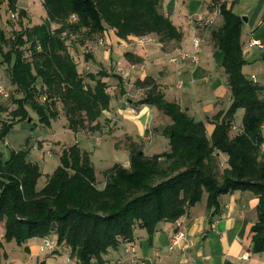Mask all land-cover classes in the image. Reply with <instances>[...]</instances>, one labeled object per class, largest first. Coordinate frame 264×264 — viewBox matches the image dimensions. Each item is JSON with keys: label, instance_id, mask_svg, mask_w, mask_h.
<instances>
[{"label": "trees", "instance_id": "16d2710c", "mask_svg": "<svg viewBox=\"0 0 264 264\" xmlns=\"http://www.w3.org/2000/svg\"><path fill=\"white\" fill-rule=\"evenodd\" d=\"M5 1L0 0V6ZM161 2L43 0L47 18L42 24H24L7 38L0 23V69L8 67L11 83L21 94L15 100L12 120L0 126V141L16 122L29 121V108L45 127L62 111L73 133L100 131L99 119L112 100L104 79L115 78L124 93L122 78L104 69L84 74L69 41L78 38L83 46L114 29L122 39L156 35L162 43L179 42L183 34L160 12ZM7 3L9 11L23 21L26 11L17 8L16 0ZM220 9L223 24L212 38L224 53L222 67L233 104L224 119L215 122L212 136H207L204 122L195 121L179 104L167 101L148 78L137 83L148 89L135 104L154 106L171 120L160 129L169 140V150L149 155L137 143H130V168L114 164L107 169L104 188L98 187L90 154L78 144L62 151L60 165L40 191L42 172L27 160V150L13 151L8 160L0 152V222L6 223V241L22 246L33 238L55 236L51 239L57 241V247L70 248L79 264H106L105 255L134 240L136 229H145L151 238L158 223L176 222L205 194L208 209L217 211L220 196L248 191L259 199L258 221L252 227L253 251L264 252V101L259 86L242 71L246 64L243 20L224 3ZM85 57L89 58L88 53ZM239 109L245 110L242 132L232 136ZM221 153L228 157L223 170Z\"/></svg>", "mask_w": 264, "mask_h": 264}, {"label": "crops", "instance_id": "0c3cea01", "mask_svg": "<svg viewBox=\"0 0 264 264\" xmlns=\"http://www.w3.org/2000/svg\"><path fill=\"white\" fill-rule=\"evenodd\" d=\"M220 3L235 15L247 18L243 21L241 37L246 60L242 71L259 86V95L264 101V0H162L160 12L183 34L181 41L162 43L156 35L122 39L114 29H107L95 41L85 44L90 49L92 69L88 68L89 71L104 69L111 75L117 74L122 78L125 90L121 92L115 78L104 79L108 84L110 80L115 81L116 95L112 96L110 109L99 119L101 130L91 132L102 133L103 142L92 145L93 137L85 131L73 133L67 128V121L63 124L62 134L53 129L54 122L48 128L52 129L53 138L60 135L67 138L72 133L73 137H69L73 144L87 151L96 174L102 173L100 181L97 175L101 189L105 186L107 169L114 164L130 168V143H137L149 155L169 150V140L160 132L159 124L161 116H167L154 106H136L148 89L137 83L148 78L154 80L167 101L179 104L189 117L205 123L209 138L216 127L215 122L224 119L233 104V96L222 67L224 53L212 38L213 32L222 26L223 17L213 27L204 26ZM5 5H8L7 0L0 6V12ZM16 6L26 11L23 21L28 22L27 26L42 24L47 18L43 0H16ZM144 38L152 40L145 45L139 44ZM101 40L103 46L97 42ZM179 51L197 52L198 61H174ZM129 94L136 99H129ZM244 113V109L237 110L232 122V136L242 132ZM150 127L153 128L151 131ZM262 132L264 135V124ZM149 133H152L151 137ZM262 150L264 153V145ZM49 176L47 174L42 183V172L38 191L43 189ZM219 201L217 211L208 209L205 194L201 202L176 222L158 223L151 238L145 229H136L134 240L122 243L105 255L106 264H264V252H254L252 242V227L258 221V197L252 192L235 191L220 196ZM5 235L6 223L1 221L0 264H79L65 245L55 251L41 252V238L30 239L19 246L15 241H6ZM176 236L179 243L174 245ZM51 238L56 239L55 236Z\"/></svg>", "mask_w": 264, "mask_h": 264}, {"label": "rangeland", "instance_id": "374dc122", "mask_svg": "<svg viewBox=\"0 0 264 264\" xmlns=\"http://www.w3.org/2000/svg\"><path fill=\"white\" fill-rule=\"evenodd\" d=\"M0 9L2 10V7H0ZM37 14H39V12ZM0 23L4 28L7 38L13 37L15 32L20 31L22 27L28 25V22L22 21L17 14H14V16H12V13L8 9V5H5L3 11L0 12ZM23 23H25V25ZM69 46L71 50L75 53L76 60L78 61L80 66V70L84 74H86L89 71L88 68L92 67L90 62V57L89 58L85 57L88 51L90 50L89 47L85 45L80 46L78 38L77 40L74 41L70 40ZM5 50L6 51L8 50L6 46H5ZM114 85H115V81L110 80L109 91L113 97L116 95V89ZM0 86L5 88L6 91L9 93V98L3 99L2 97H0V109H2V111L0 112V126H1L4 122H10L12 120L11 112L17 108V104L15 103V100L21 97V94H19L15 90V87L11 83L9 77V69L6 65L0 69ZM128 97L129 99H136L130 94L128 95ZM59 107L61 108V106ZM29 112L31 116L30 118L31 121L16 122L14 124L13 129L7 135V137L3 141H0V152L3 155L2 157L3 160H8L10 159L11 153L13 151H19L20 149L27 150L28 151L26 157L27 160L34 164H37L40 167L41 172H44V177L41 180V182L43 183L46 178V175L47 174L52 175L59 166L62 151L64 150V147L67 148L73 144L72 142L73 140L70 139L69 137V136L71 137L73 136L72 133H69V136L67 138L63 135H60V137L58 138L57 137L53 138L51 136L52 129L51 130L49 129L51 126L49 128L42 126L39 122L38 116L35 114L34 111H32L31 108H29ZM65 121L66 120L64 117V113L61 111L60 116L57 119L52 120V122H54L53 129L57 133L62 134V132L65 130L63 125ZM170 121L171 120L168 117L164 118L163 116H161V120H159V124L161 128H163L169 125L171 123ZM148 129L151 131L153 128L150 127ZM91 132L92 131L85 130L86 135L93 137L91 138L92 145L96 146L101 144L103 142L104 135L102 133L95 134ZM148 136L151 137L152 133H149ZM44 156L47 158L43 159ZM226 158H227L226 154L219 155L221 170H223L227 166ZM97 175L100 181L102 179V173L98 171ZM100 184L101 183L98 184L99 188H100Z\"/></svg>", "mask_w": 264, "mask_h": 264}, {"label": "built area", "instance_id": "2783aa9c", "mask_svg": "<svg viewBox=\"0 0 264 264\" xmlns=\"http://www.w3.org/2000/svg\"><path fill=\"white\" fill-rule=\"evenodd\" d=\"M12 16H14L12 14ZM221 17V9H220V5H218L213 13V15L208 18L205 22H204V26L206 28H210L216 25L217 20ZM152 39L150 38H144L141 39L139 41V44L141 45H145L146 43H148L149 41H151ZM98 43L100 45H103V41H98ZM185 60H190L192 62H197L198 61V53L195 52L193 54H188L186 52H182L179 51L178 55L174 58V61H185ZM0 97L3 98H8L9 97V93L6 91L5 88H3L2 86H0ZM150 137V136H149ZM179 243V239L176 236L175 240H174V245H177ZM57 241L54 239H51L49 237H45L42 239V242L39 246V250L41 252H47V251H55L57 249Z\"/></svg>", "mask_w": 264, "mask_h": 264}, {"label": "water", "instance_id": "95a60500", "mask_svg": "<svg viewBox=\"0 0 264 264\" xmlns=\"http://www.w3.org/2000/svg\"><path fill=\"white\" fill-rule=\"evenodd\" d=\"M242 20L246 22V21H247V18H246V17H242ZM30 121H31V120L29 119V122H30Z\"/></svg>", "mask_w": 264, "mask_h": 264}]
</instances>
